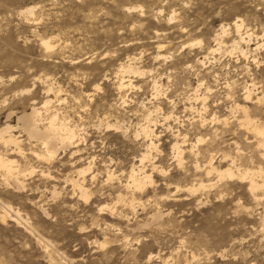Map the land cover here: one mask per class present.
<instances>
[{"label":"rangeland","instance_id":"374dc122","mask_svg":"<svg viewBox=\"0 0 264 264\" xmlns=\"http://www.w3.org/2000/svg\"><path fill=\"white\" fill-rule=\"evenodd\" d=\"M49 101L78 138L0 143V264H264V0H0V129Z\"/></svg>","mask_w":264,"mask_h":264},{"label":"bare ground","instance_id":"6f19581e","mask_svg":"<svg viewBox=\"0 0 264 264\" xmlns=\"http://www.w3.org/2000/svg\"><path fill=\"white\" fill-rule=\"evenodd\" d=\"M26 12L27 13L30 12L32 14L33 13L32 8L29 9V7H28V9H26ZM245 38L246 37H244V39ZM43 43H44L46 48L51 47L50 42H43ZM127 67H129V66H127ZM132 67H129L128 72L134 70V68H132ZM121 87L125 88V84L122 83ZM50 103L51 102L49 101L45 104V108H46V112H47L45 116H43V114L41 113V111H39V109L37 107L31 106L32 107L31 112L23 113L22 115L17 117L19 127L16 128V127L11 126V125H7L5 127H2L0 129V143L3 144L5 147H7L8 145L13 147L14 152H21L20 150H22V147L19 144V142H21V140H19V138L15 137L13 135V132L16 129L21 128L23 130L22 132L26 135L28 141L33 142L34 145H36V147L42 151L41 153L37 150L32 152L35 155V157L37 158V160H40V162H41V160L43 162L52 161L53 158L55 159L54 155L56 154V152H58L61 148L67 149V147H69L71 144L73 145L74 139L78 138V135H77L78 131L76 132L75 130H73V128L72 129H71V127L69 128L65 123L64 124L59 123L58 117L55 116V113L50 112L48 110ZM9 116L11 117V115H9ZM59 120H61V119H59ZM248 125L252 126L254 128V131L257 134L264 136V130L259 128V127H254L250 120L248 121ZM144 132H145L144 134H146V135L149 134L148 129H144ZM152 146H154L153 142H152ZM175 150L177 151L179 158L182 159L183 151H182L181 147L178 146V144L175 146ZM146 158H147V156L143 157V159H146ZM17 165L18 164H17L15 159L11 160V158L10 159L6 158L2 154H0V168L5 171L7 178L8 177L12 178L15 185L17 186V187L15 186V187L21 190L22 187L24 188V183L19 180L20 178L19 179L14 178V174L17 172L20 173L21 171H24V169L20 166H17ZM233 167L229 168L225 171H220L219 169H217V167H214L212 162H211L209 174L212 171V172H216V174L220 178H225V176L227 178H230V179L238 178V177H240V179L248 178L251 180V190H253V189L255 190V189L260 187L259 184L255 181V179H254L255 175H253V173H251L252 171L246 172V170H245L243 173L241 170H238L237 172H235L237 169L234 171ZM133 174H135V170H133ZM135 176L136 175H133L132 178L134 179V182L137 185L136 187H138V188L142 187L143 182L145 183V181L146 182L151 181L150 180L151 177H145V178H142L143 180H141V179H136L137 177L135 178ZM11 178H9V179H11ZM262 181H263L262 187H264V178Z\"/></svg>","mask_w":264,"mask_h":264}]
</instances>
